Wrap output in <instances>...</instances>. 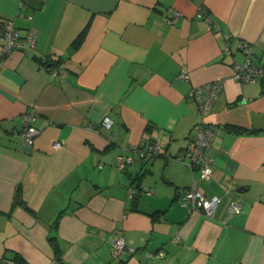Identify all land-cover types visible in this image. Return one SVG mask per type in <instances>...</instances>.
Instances as JSON below:
<instances>
[{"label": "crops", "instance_id": "crops-1", "mask_svg": "<svg viewBox=\"0 0 264 264\" xmlns=\"http://www.w3.org/2000/svg\"><path fill=\"white\" fill-rule=\"evenodd\" d=\"M7 20L37 37L0 56V264H264V80L231 77L241 41L264 54V0H0V44ZM216 79L201 117L190 92ZM201 120L221 128L209 180L177 157ZM143 138L158 154L119 168ZM190 187L219 196L212 217L181 204ZM117 236L134 251L113 259Z\"/></svg>", "mask_w": 264, "mask_h": 264}, {"label": "built area", "instance_id": "built-area-1", "mask_svg": "<svg viewBox=\"0 0 264 264\" xmlns=\"http://www.w3.org/2000/svg\"><path fill=\"white\" fill-rule=\"evenodd\" d=\"M199 13L204 15L209 25H213L207 9L205 7L199 8ZM179 11H173L170 17L166 18L167 23H171L175 18L179 17ZM215 25V24H214ZM1 37L4 44H0V56H6L12 49L21 46H34L37 37V31L30 28L25 36L19 34L15 29L11 20L3 22ZM238 48L242 54L241 60L234 59L231 63L232 74L231 77L238 82H254L264 80V54L256 56L254 54L253 46L248 41H241ZM224 52L230 53L229 46L226 45ZM51 74L56 77H62L66 70L61 64L56 65L50 69ZM177 77L188 81L189 73L186 69H180ZM222 87V80L216 79L201 85L194 86L190 92L191 96L196 100L201 117H204L212 108L218 94ZM38 115L33 112L25 114V121L20 129L24 143L27 146H32L36 137L40 133V129L36 126ZM100 131H107L112 126V120L109 117L102 119L98 125H93ZM196 138L191 140L187 146L179 150L177 157L184 161L190 169H197L200 173V178L209 180L213 175V156L210 152V144L213 137L221 131L217 124L205 122L201 120L200 123L194 126ZM62 146L61 141H55L53 148L57 149ZM159 152V145L156 140L143 138L141 142L134 145L129 152L121 153L117 156V165L121 169H125L133 160L144 163L157 155ZM133 191L132 189L130 192ZM180 202L183 206L190 209L201 210L207 217H212L214 210L219 202V196L207 195L203 191L190 187L184 190L180 196ZM241 206L235 201H231L227 210L228 215L232 213H239ZM134 248L128 247L121 236L114 238L111 245V257L118 259L123 253L133 252ZM10 260H5L4 264H11Z\"/></svg>", "mask_w": 264, "mask_h": 264}, {"label": "trees", "instance_id": "trees-1", "mask_svg": "<svg viewBox=\"0 0 264 264\" xmlns=\"http://www.w3.org/2000/svg\"><path fill=\"white\" fill-rule=\"evenodd\" d=\"M50 240H51V242H52V244L55 246V248H56V243H55V240H54V237H50Z\"/></svg>", "mask_w": 264, "mask_h": 264}, {"label": "water", "instance_id": "water-1", "mask_svg": "<svg viewBox=\"0 0 264 264\" xmlns=\"http://www.w3.org/2000/svg\"><path fill=\"white\" fill-rule=\"evenodd\" d=\"M33 58L37 59V57H36V56H34ZM50 65H51V63H48V64H47V66H50Z\"/></svg>", "mask_w": 264, "mask_h": 264}]
</instances>
